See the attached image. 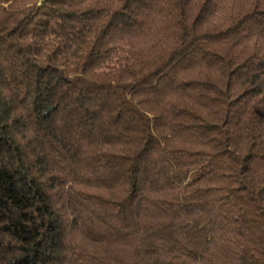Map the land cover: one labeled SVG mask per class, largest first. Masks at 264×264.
<instances>
[{"label": "trees", "instance_id": "obj_1", "mask_svg": "<svg viewBox=\"0 0 264 264\" xmlns=\"http://www.w3.org/2000/svg\"><path fill=\"white\" fill-rule=\"evenodd\" d=\"M0 264H264V0H0Z\"/></svg>", "mask_w": 264, "mask_h": 264}]
</instances>
